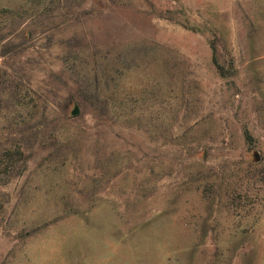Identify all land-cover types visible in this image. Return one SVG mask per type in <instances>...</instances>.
<instances>
[{
    "label": "rangeland",
    "instance_id": "rangeland-1",
    "mask_svg": "<svg viewBox=\"0 0 264 264\" xmlns=\"http://www.w3.org/2000/svg\"><path fill=\"white\" fill-rule=\"evenodd\" d=\"M0 264H264V0H0Z\"/></svg>",
    "mask_w": 264,
    "mask_h": 264
}]
</instances>
